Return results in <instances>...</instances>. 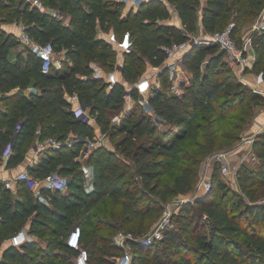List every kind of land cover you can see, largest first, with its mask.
<instances>
[{
  "label": "trees",
  "instance_id": "16d2710c",
  "mask_svg": "<svg viewBox=\"0 0 264 264\" xmlns=\"http://www.w3.org/2000/svg\"><path fill=\"white\" fill-rule=\"evenodd\" d=\"M43 1L68 15L69 22L26 0H0L3 22H22L35 40L51 41L62 63L60 67L53 63L49 71H44L42 54L24 48L13 55L14 36L0 27V165L5 157L9 165L23 161L37 138L54 136L62 141L75 126H89L91 130L71 143L63 142L57 149L41 152L37 163L28 169L31 175L43 179L49 174L44 173L46 170L61 163L57 172L69 178L66 190L44 184L31 188L25 181H18L21 197L15 198L12 187L0 179V248L29 218V234L47 239L46 247L33 239L21 246L9 242L0 264H74L55 249L59 245L76 254L77 250L59 237L65 236L77 214L79 222L86 225L82 243L90 251L91 264L92 252L105 245L98 233L102 226L93 215L100 203L110 197L122 206L129 221L162 209L170 197L191 189L198 176L192 164L179 163L182 159L192 160L180 142L195 137L207 139L205 144L193 140L197 153H204L207 145L216 142L212 125L238 109L247 115L239 117L245 122L253 106L264 101V94L235 76L224 60L225 51L214 42L198 44L186 53L184 62L188 59L193 71L190 78L183 79L182 68L175 82L167 70L159 74L161 86L152 90L150 102L173 125L168 132L159 131L155 120L146 114L136 89L132 93L140 111L131 107L119 122H112L110 115L121 112L126 104L125 82L134 85L145 74L148 63L162 66L165 47L185 41L190 35L223 30L233 19L232 34L236 37L248 17L259 16L264 0H148L137 11L128 12L118 0ZM171 6L177 10L181 24L166 21L171 17ZM101 30H114L119 36L130 31L134 43L124 55L120 80L110 88L104 80L92 77L93 62L105 65L106 71L115 69L117 63V50L100 34ZM254 48L256 58L252 70H247L264 72V33L255 34ZM174 83L177 91L173 90ZM72 94H78L103 133L113 137L125 133L116 150L104 145L93 148L87 159L94 175L88 188L77 157L87 144L86 137L95 136V125L77 116L68 98ZM139 138L144 140L135 146ZM8 145L11 152L5 156ZM260 155L263 165L259 172H245V180L255 186L248 190L252 201L244 203L245 209L238 210L225 194H219L221 190L225 193L226 185L218 177L219 191L196 200L204 216L187 215L185 223L178 228L167 227L161 239L148 245L156 264H264V202H253L257 188L264 184L263 150ZM173 171L172 182H164L163 175ZM84 235L88 239L84 240ZM130 243L137 251H132L134 264L144 257L145 245L140 240ZM192 253L197 255L196 260ZM58 259H63L62 263ZM95 259L96 264L116 261L101 256Z\"/></svg>",
  "mask_w": 264,
  "mask_h": 264
},
{
  "label": "rangeland",
  "instance_id": "374dc122",
  "mask_svg": "<svg viewBox=\"0 0 264 264\" xmlns=\"http://www.w3.org/2000/svg\"><path fill=\"white\" fill-rule=\"evenodd\" d=\"M177 16L178 15L176 13V10L173 8V6H171V17L170 19H168V21L176 23L178 18ZM257 19L258 16L248 17V19L244 21L240 29V32L237 33L236 37L234 36L238 43H240L241 39L244 36H246L247 34L253 31V24L257 21ZM232 22L233 19H231L230 22L227 23V25L224 28H227ZM8 23L11 22H3V20L0 18V27L3 28V30H4V25L6 26ZM4 31H6V29ZM206 33L207 32L205 33L200 32L199 34H196V36H202ZM14 39H15L14 40L15 45L13 48H15L16 49L15 51H17L21 48L20 46L23 44H21L22 42L20 43L19 39L16 36H14ZM253 48H254V42H253ZM116 58L118 59V56ZM224 60L228 63V66L232 68V71L235 74V76L240 78V74L242 72L241 65L234 62L227 55L224 57ZM98 64L100 63L98 62ZM100 65L103 67V69L108 70V68L105 65L102 64ZM154 67L155 66L148 63L147 68L145 70V74H152V73L155 74L156 72L153 71L154 69H152ZM252 67L253 64L251 68L249 67V69L252 70ZM182 71L184 72L183 79L190 78L192 76L193 71L191 69V64L190 61H188V59L182 64ZM255 73L258 72H254V73L249 72V76L251 79L252 78L255 79ZM125 83L127 87L128 86L130 87V85H132L131 82H125ZM126 106L128 105H125V107L121 112H123L126 109ZM131 107H134L137 110V112L140 111V105L136 104L135 102L132 104ZM252 110H253L252 115L248 116L245 122L241 121L239 117L247 116V115H244L242 110L238 109L231 112L227 119L221 120L220 122H216L214 125H212L211 130L215 131L216 142L214 146H210V144L207 145L209 147L207 151L204 153H197V145L193 143V140L194 142L205 144L207 139L195 137V139L193 140H182L180 142L182 149L187 154L191 155L192 160L189 161L187 159H182L179 161V163L192 164V166L198 169V176L195 185L191 189H188L183 193H179L177 195L170 197V199L167 202L163 203L162 209L152 214H149L146 217L142 218L140 216H137L132 221H129L128 215L122 212V206L120 204L114 203L110 197H108L106 201L100 203L93 210V215L95 222L100 226H102V228L98 230V233L100 234L101 237H103V240L105 241V245L104 247H102L101 245L97 246L96 250L92 252L93 259L91 261V264H96V259H95L96 256H101L107 261H112V260H116L118 256L122 255V253L125 250L133 251V253L136 254L137 251L136 252L134 251V246L130 243L131 240L128 241L121 240L123 235L130 236L133 238V240L136 241L140 240L141 243L145 245L143 247L144 257H139L138 259H136L134 264H156V262L153 261L154 253L152 249L148 246L152 241L148 242V240H144L146 236H149L152 232L158 229V226H160V223L164 218L165 210L168 207L170 209V215L168 217L167 227L178 228L177 226L187 221V215H189L190 217L191 216L198 217L200 215L204 216L201 209L198 207L196 200H198L199 198H203L209 192L216 193L219 191L218 189L219 184L217 180L218 177L219 179L223 180V182L226 185L225 193H223V191L221 190L219 191V194H225L226 200H228L231 203H234L236 208H238V210L245 209L244 203L245 202L248 203L252 201L248 190L253 189L255 187L250 185L249 182L245 180L244 177L245 172L253 171L255 174H257L263 165V160L261 158L260 153L262 150L264 151V141H263L264 130L261 132L260 126L261 124H264V118L259 119L258 116L261 113L264 114V101L259 105H254ZM113 116L114 113L110 115L111 120ZM79 117H81L85 122L87 121V123H89L90 126H92V124L95 125L94 128L95 136L91 135L88 138L86 137L87 144L83 146L81 150V154L77 157L78 160L81 161L82 167L85 170V182L88 188L90 186L91 180L93 179L90 178V174H92L93 172L91 165H89L87 159L93 148L100 145H104L107 149L116 150L117 142L124 137L125 133L117 134L114 137L106 134L105 139L101 140L100 143L88 147V140L89 139L96 140V138L101 136L103 132L100 129L101 126L97 124L96 118L94 116H92L93 119L90 121L88 118L84 116H79ZM260 121H262V123H260ZM236 124H238L239 126L235 127L234 125ZM172 127H173L172 124L167 123L159 126L158 130L168 132V130L171 129ZM216 128H219V130L217 131ZM89 129H90L89 126L88 127L75 126L69 131L68 136L64 140H62L61 143L72 142L79 136L85 135V133H87ZM224 132L226 135H224ZM227 134H231V136ZM248 137H253V138L250 141L249 139H247ZM164 138L166 139L165 136ZM143 140L144 138H139L136 141L135 146L141 143ZM135 146L131 148H135ZM221 151L226 152V160L232 169V173L229 175H224L222 173L221 161L215 158L216 157L215 154ZM118 153H120L125 158H127L128 161L132 163L134 162L131 156H127L119 150ZM64 157L65 156L63 155V158L60 159V162H63ZM71 163L72 160H69L68 164ZM60 165L61 163H59L58 165H56L55 167L49 170H46V172L44 173L57 172L60 169ZM175 172L176 171H173L172 173L163 175L164 182L171 183L173 173ZM205 175L207 176V180H210L211 183V186L208 190L204 188V186H200V182L203 180V177ZM253 200H254L253 202L256 203L264 202V184L260 185L257 188L256 197ZM77 215L73 217L71 223L68 226V230L65 236L59 237L61 240L67 242L68 236L74 229H80L81 233L82 232L84 233V227L86 225L83 221L79 222ZM192 223H194V221H192ZM90 227L91 226H88V228ZM86 239H88V236L84 235V240ZM36 240L39 241L40 246L46 247V240H47L46 238L43 239L37 238ZM1 250L2 247L0 248V256H1ZM55 250L60 255L63 256V259L64 257H67L69 260L72 259L74 261V256L65 247L58 245ZM192 256L193 259L196 260L197 255L195 253H192ZM63 259H58L57 262L62 263Z\"/></svg>",
  "mask_w": 264,
  "mask_h": 264
},
{
  "label": "built area",
  "instance_id": "2783aa9c",
  "mask_svg": "<svg viewBox=\"0 0 264 264\" xmlns=\"http://www.w3.org/2000/svg\"><path fill=\"white\" fill-rule=\"evenodd\" d=\"M33 6H38L40 9L51 13L53 16L64 19L66 23L69 22V16L63 13L60 9L46 5L43 0H26ZM124 3V11L128 12L129 10L137 11L144 3L148 0H118ZM20 29V40L23 43V48H29L33 52L40 53L43 56L42 69L44 71H49L52 64L55 63L58 67L62 65L61 60L59 59V54L55 50L54 45L51 41L49 42H40L35 40L30 33L27 31L26 26L22 22L14 21ZM233 24L229 25L223 30H218L215 32H207L202 36L190 35V37L182 42H174L171 45L165 47L166 49V58L162 66L157 67L156 76L158 80L155 82L150 76L144 74L136 83L135 87L130 85L127 87L128 93L126 98V109L121 113H116L112 117V122H119L122 118L124 112L132 106L136 101L132 89H136L139 93V102L142 104L144 111L148 116L153 118L158 126L167 124L165 119L159 115L154 106L150 102V95L152 90L155 87L161 86V81L159 79V74L164 70H167L169 78L171 80L176 79L177 72L182 68L185 55L190 51L194 46L198 44H210L212 42L217 43L220 46V49L225 51L226 55L231 58L234 62L241 65L242 72L240 74V79L252 86V88L259 93L264 94V72L260 71L255 73V80L253 83L248 82L244 78V74L247 68L251 67L255 61L256 53L255 48H253L254 36L255 34L264 33V8L258 16L257 21L253 24V31L243 37L240 43L237 42L235 37L232 34ZM100 34L105 37L109 42H111L114 48L117 50V63L115 69L111 71H106L103 67L98 64V62H93V73L92 77L96 79L104 80L109 87H112L115 83L120 80L119 72L123 67V56L126 52L131 51L133 48V39L130 31H126L122 35H118L114 30L110 31H100ZM175 82V81H174ZM173 90L177 91L178 88L176 83L173 84ZM69 100L79 101V106L75 109L77 116H84L90 120L93 119L87 106L83 105L78 97V94L69 95ZM264 130V124H261L260 131ZM106 133L101 134L97 137L96 140H88V147L94 146L95 144L100 143L101 140H104ZM253 137H248L250 141ZM71 143V142H68ZM62 145L61 141L54 137L49 136L45 139L38 140L35 143V151L38 153L44 152L46 149H57ZM11 152V145L5 150V156H8ZM216 159L221 161V171L224 175H229L232 173V169L229 163L226 160V152L221 151L215 154ZM94 177L93 173L90 174V178ZM25 181L27 185L31 188H38L41 185H47L52 189H67L69 186V178L59 172L49 173L42 180L31 175L28 169L21 170L18 174L11 177L9 180H6V185L8 187L13 186V182ZM200 186H204L207 190L210 188V180H207V176L203 177V180L200 182ZM170 215L169 207L165 210V215L163 220L158 226V229L152 232L149 236H146L144 240L148 242L161 239L163 237L164 231L167 228L168 217ZM30 234L28 230L22 228L15 232L9 239V242L15 246H21L25 242L30 240ZM121 240H133L130 236H122ZM143 240V241H144ZM67 243L70 247L77 250L74 255V264H90V251L82 243V234L80 229H74L68 236ZM133 253L130 250H125L122 255L118 256L115 264H132Z\"/></svg>",
  "mask_w": 264,
  "mask_h": 264
},
{
  "label": "crops",
  "instance_id": "0c3cea01",
  "mask_svg": "<svg viewBox=\"0 0 264 264\" xmlns=\"http://www.w3.org/2000/svg\"><path fill=\"white\" fill-rule=\"evenodd\" d=\"M176 10V9H175ZM176 13L178 15V12L176 10ZM177 21L176 23L177 24H181V19L179 17V15L177 16ZM168 21V20H166ZM6 29V31H8V33H11L13 34V36H16L20 43H21V40H20V29L18 27L17 24H15V22H11V23H8L6 26L4 25V30ZM23 44V43H21ZM21 48L19 50H22L24 49V45H21L20 46ZM14 50V54H15V48H13ZM12 53V54H13ZM153 71L156 72V70H158V68L155 66ZM249 72H252L254 73L253 71H246L245 74H244V78L250 82V83H253L255 79H251L250 76H249ZM251 74V73H250ZM148 76H150L152 78V80L155 82L156 80H158V77L156 76V73L155 74H147ZM250 79V80H249ZM68 98H69V95H68ZM79 106V101H74L73 102V108L76 109L77 107ZM258 118H264V114L261 113ZM258 123H259V120H258ZM257 123V124H258ZM260 123H262V121H260ZM36 142L38 141V138L35 140ZM35 142V143H36ZM35 144L33 146H31L30 150L27 152L26 154V157L23 161L17 163V164H13V165H9L8 164V158L5 157V159L3 160V162L1 163L0 165V179L6 181V180H9L11 177L15 176L16 174H18L21 170L23 169H29L31 166H33L35 163H37L39 157H40V153L36 152L35 149ZM39 188V187H38ZM37 188V189H38ZM12 189H13V194H14V197L15 198H19L21 197L20 194H19V189H18V183L15 181L13 182V186H12ZM66 190V189H65ZM37 194H38V191H37ZM40 195V194H39ZM30 220L31 218L28 219V222L27 224L23 227L24 229L26 230H29V225H30ZM30 240L33 239V240H36L38 237L34 234H30ZM7 241V240H6ZM4 241L3 242V245H2V250H1V256H0V260L1 258L3 257V253H4V249L6 248V246L8 245L9 243V240L6 242Z\"/></svg>",
  "mask_w": 264,
  "mask_h": 264
},
{
  "label": "water",
  "instance_id": "95a60500",
  "mask_svg": "<svg viewBox=\"0 0 264 264\" xmlns=\"http://www.w3.org/2000/svg\"><path fill=\"white\" fill-rule=\"evenodd\" d=\"M133 87H135V84L134 85H132Z\"/></svg>",
  "mask_w": 264,
  "mask_h": 264
}]
</instances>
